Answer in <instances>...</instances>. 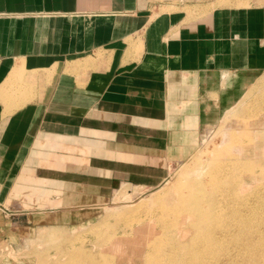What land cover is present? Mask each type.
Here are the masks:
<instances>
[{
	"label": "crops",
	"instance_id": "1",
	"mask_svg": "<svg viewBox=\"0 0 264 264\" xmlns=\"http://www.w3.org/2000/svg\"><path fill=\"white\" fill-rule=\"evenodd\" d=\"M263 76L264 0H0V244L159 187Z\"/></svg>",
	"mask_w": 264,
	"mask_h": 264
},
{
	"label": "rangeland",
	"instance_id": "2",
	"mask_svg": "<svg viewBox=\"0 0 264 264\" xmlns=\"http://www.w3.org/2000/svg\"><path fill=\"white\" fill-rule=\"evenodd\" d=\"M232 153L239 156L233 169L225 168L215 181L201 179L203 187L195 194L200 199L203 218L188 212L175 217L164 208L165 202L152 206L155 191L163 189L165 194L171 186L194 179L205 167L217 168L221 160L229 163ZM162 186L143 191L138 186L124 185L103 205L96 222L75 232L43 228L40 238L30 240L25 251H14L2 239L0 264H149L150 242L160 236L167 243L150 264H203L202 260H192L191 250L203 235L212 230L220 233L222 229L229 236L218 234L217 251L212 254L219 259L217 264H264V76L219 125L204 133L190 159L170 168ZM164 194L161 198L167 204L177 198L175 191ZM187 198L192 208L190 196ZM165 228L170 230L168 236L164 235ZM211 260H205V264Z\"/></svg>",
	"mask_w": 264,
	"mask_h": 264
},
{
	"label": "bare ground",
	"instance_id": "3",
	"mask_svg": "<svg viewBox=\"0 0 264 264\" xmlns=\"http://www.w3.org/2000/svg\"><path fill=\"white\" fill-rule=\"evenodd\" d=\"M240 101V100H239ZM233 109L231 108V111H232ZM230 112V111H229ZM233 135V134H232ZM250 140V139H249ZM234 150V149H233ZM233 155L230 157L232 160H229V163H225V161L226 160H221V165L219 166V167H217V168H214V167H205V169L204 170H202V172H200V173H196V175H195V178L193 179L192 178V180H187L188 178H186V180L187 181H184V182H180V183H177L176 185H173V186H171L170 187V189L164 194V193H162V190L163 189H159V187L161 188V186H162V184L158 187V189L159 190H161L160 192H158L157 191V193H156V191H155V193H153V191H152V197L151 198H153L154 200H155V202H152V206H154V205H158V204H163V202H165V204H163L164 205V208L167 210V211H169V213H171L172 215H174L175 217L176 216H178V215H180L182 212L184 213V212H188V213H190L191 215H193V214H195V215H197L198 217H204L203 216V214H202V208L200 207V199H199V197H197V195L195 194L197 191H201V187H203L202 186V181H201V179H202V177L203 178H208L210 181H215L216 180V175L217 174H219V173H221L222 171H224V169L226 168V169H233V163L234 162H237V157H239L236 153H232ZM262 156V155H261ZM259 160V159H258ZM233 161V162H232ZM241 163V162H240ZM235 164V163H234ZM250 164H252V163H250ZM201 165H203V164H201ZM235 166V165H234ZM200 169V168H199ZM203 169V168H202ZM244 169H246V168H244ZM237 171V170H236ZM249 172V171H248ZM236 173V172H235ZM223 174V173H222ZM223 176V175H222ZM185 178V177H184ZM204 180V179H203ZM225 180H229V178L228 179H225ZM221 182V181H220ZM223 182V181H222ZM209 183H216V182H209ZM235 183V182H234ZM175 184V183H174ZM219 184H221V183H219ZM216 185H218V182H217V184ZM226 185V184H225ZM219 186V185H218ZM217 186V187H218ZM222 186V185H221ZM164 187H165V185H164ZM169 187V186H168ZM212 187H214V186H212ZM216 187V188H217ZM162 188H163V186H162ZM205 188V187H204ZM219 188H220V186H219ZM261 188V187H260ZM157 189V188H156ZM167 189V188H166ZM208 189V188H207ZM215 189V188H214ZM213 189V190H214ZM240 189V188H239ZM206 190V189H205ZM223 190V189H222ZM172 191H175L176 192V195H177V198H176V200L172 203V204H167L166 203V200H164V199H162L161 197H162V195L164 194L165 196L166 195H168L170 192H172ZM203 192V191H202ZM215 192V191H214ZM217 192H218V190H217ZM240 192V191H239ZM208 193H209V191H208ZM172 194V193H171ZM232 194V193H231ZM230 194V195H231ZM146 195H148V193L146 194ZM207 195V194H206ZM224 195V194H223ZM187 196H190V198H191V200H192V208H189V206H188V203H187ZM209 196H210V194H209ZM223 197V196H222ZM206 198V197H205ZM211 198H213L212 197V195H211ZM221 198V197H220ZM225 198V197H224ZM228 198H230V197H228ZM250 198V197H249ZM222 199V198H221ZM226 200V199H225ZM239 200V199H238ZM249 201V200H248ZM151 203V202H150ZM223 203V202H222ZM237 203H238V201H237ZM233 204V203H232ZM148 205V204H147ZM220 205V204H219ZM222 205V204H221ZM220 205V206H221ZM211 206V205H210ZM140 207V206H139ZM149 207V206H148ZM224 208V207H223ZM227 208V207H226ZM236 208H237V206H236ZM242 208V207H241ZM136 209V208H135ZM230 209V208H229ZM228 209V210H229ZM240 209V208H239ZM134 211H136V210H134ZM217 211V210H216ZM224 211V210H223ZM226 211H227V209H226ZM244 211V210H243ZM247 211V210H246ZM224 213V212H223ZM226 213V212H225ZM227 213H229V212H227ZM131 214V216H134V215H132V213H130ZM135 214V213H134ZM137 214H138V210H137ZM136 214V215H137ZM229 215H231V214H229ZM125 216V215H124ZM130 217V216H129ZM222 217V216H221ZM107 220V219H106ZM105 221V220H104ZM103 221V222H104ZM106 222V221H105ZM106 223H108V222H106ZM222 224V223H221ZM214 227V226H213ZM212 227V228H213ZM217 227V226H216ZM236 227V226H235ZM242 227V226H241ZM240 227V228H241ZM97 228V227H96ZM211 228V229H212ZM229 228V227H228ZM172 229V228H171ZM221 229V226L220 227H218L217 228V231H219ZM263 230V229H262ZM97 231H98V229H97ZM234 232V231H233ZM232 232V233H233ZM169 233H170V230L168 229V228H165L164 229V235L165 236H168L169 235ZM235 233V232H234ZM218 234H222V235H224V236H229V234H228V231L227 230H225V229H222L221 231H220V233H218V232H214L213 230L211 231V232H208L207 234H205V235H203L201 238H199V240H197L196 241V246L191 250V258H192V260H194L195 261V263L197 262H201V260H202V263L203 264H205V260H211V259H213V260H215V259H217V260H215V261H213V260H211L210 262H208V263H212V264H217L218 263V261H219V259L218 258H216L215 256H213L212 254L213 253H215L217 250H215V248H216V246L219 244V239H218ZM231 234V233H230ZM246 234V233H245ZM244 234V235H245ZM255 234V233H254ZM221 235V236H222ZM243 235V234H242ZM244 237V236H243ZM248 237H249V235H248ZM165 238H167V237H165ZM223 238H225V237H223ZM227 240V239H226ZM169 241V240H168ZM190 242V241H189ZM167 243V240L166 239H163V237L162 236H160V237H157V238H155V239H153L151 242H150V244H151V251H150V254H149V256H148V262L147 263H151L152 262V260H154V257L161 251V247L163 246V245H165ZM239 244H240V242H239ZM250 245V244H249ZM231 247V246H230ZM238 247V246H237ZM184 251V250H183ZM223 252V251H222ZM235 252V251H234ZM233 252V253H234ZM219 253V252H218ZM173 255V254H172ZM224 256V255H223ZM207 258H209V259H207ZM223 259V258H222ZM226 260V259H225ZM221 261V260H220ZM223 262V261H222ZM221 262V263H222ZM207 263V264H208ZM190 264V263H189Z\"/></svg>",
	"mask_w": 264,
	"mask_h": 264
}]
</instances>
